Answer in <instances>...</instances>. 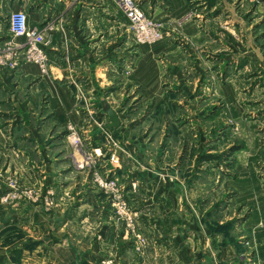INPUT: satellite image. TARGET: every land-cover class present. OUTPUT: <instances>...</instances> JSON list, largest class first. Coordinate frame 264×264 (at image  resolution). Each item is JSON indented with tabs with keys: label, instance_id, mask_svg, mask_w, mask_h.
<instances>
[{
	"label": "crops",
	"instance_id": "crops-1",
	"mask_svg": "<svg viewBox=\"0 0 264 264\" xmlns=\"http://www.w3.org/2000/svg\"><path fill=\"white\" fill-rule=\"evenodd\" d=\"M142 1L143 6H147L146 9L154 17L182 22L178 29L179 43L174 41L175 32L174 36L169 34L152 47L131 48L127 41L122 43V27L118 24H121L123 14L112 0H0V41L9 35L2 33L4 13L8 17L10 12L25 8L28 24L37 26L47 34L49 32L45 30L46 22L59 17L64 20L63 29L48 34L49 39L51 38L47 46L48 76H41L34 64H23L19 79L32 78L33 83L28 88H22V80L16 83L17 78L0 75V103L2 100L6 102L2 105L11 108L13 118L18 119L23 115L24 118L31 119L30 115L40 92L49 95V105L53 104L56 109L50 120L43 125L39 126L36 119L35 123L28 124L27 138L23 135L14 138L11 145L17 146L18 140L24 145L25 141L32 142L33 139V145L29 148L38 156L44 154L43 129L50 125H59L62 120L66 121V116L70 117V113L81 112L74 110L75 104H78V96L74 93L77 83L81 85L86 98L97 97L102 100L106 94L108 98L120 100L124 95L133 93L136 82L141 81L144 86L142 97L145 100H156L152 107L153 112L161 102L172 101L180 104V101L171 99L174 96H186L194 100L218 95L233 97L234 81L239 80L237 77L241 73V80L246 82L241 88V95L250 97L256 91L258 94L261 91L257 100L264 104V73L254 76L245 74L251 65L250 59H253L248 47L238 46L236 52L228 47L225 55L220 56L215 53L217 44L212 32L207 30V24H199L197 19L187 17L189 6L186 0ZM236 24H239V30L245 29L242 33L249 41V29L243 26V20H237ZM225 28L228 33L234 32L232 25ZM186 37L196 45L198 43L199 47L206 48L205 58L190 57L191 48L184 41ZM123 45L127 46L126 56L128 54V59H132L133 63L138 61L139 56H147L144 57L145 62L137 74L127 77L126 80L121 76L119 80L117 75L121 61L118 57L121 56ZM100 49H105V52L102 57L97 58L96 52ZM238 59L245 60L243 64H239ZM175 66L178 68L176 72L173 69ZM218 66H223L220 72L216 71ZM234 66L237 74L234 73ZM167 77L169 86L165 89L163 81ZM75 80H78L77 83ZM250 92L252 93L249 94ZM242 101L244 106L245 102ZM197 102L198 100L193 102L194 108L190 109L191 112L196 111ZM108 103L112 106L110 101ZM81 107L90 109L87 105ZM112 108L116 109L113 106ZM246 110H249V105ZM259 110L264 113V106L261 108L260 105ZM74 117L75 122L80 125L81 119ZM9 125L11 124H7ZM124 126L126 127L125 124ZM183 128L184 126L180 130L185 135ZM83 132L88 133L86 130ZM4 141L0 134V145ZM0 150L8 153V156L15 153L14 148L3 150L0 147ZM17 152L28 154L19 148ZM174 154L175 148L171 146L163 154L165 159L160 161V170H164L162 174L166 177L169 176L167 171L171 174L176 172L174 163L166 161L168 156ZM126 157L125 154L120 156L123 164L115 168L117 174L120 167H124ZM164 162L168 165L167 168H164ZM150 168L152 167L145 164L137 167L138 172L133 174L139 179L126 182L130 193L127 204L135 213L131 226L126 223L124 216L119 217L114 213L110 202L95 184L88 180L87 175L83 176L84 170L70 171V177L73 178L70 183L77 185V188L71 190L74 195L63 201L56 199L48 213L43 212L42 206H39L40 213L34 220L35 238L42 241L39 249H35V252L41 251L38 253V264H79L78 259L83 264H264V214L242 221L240 233L243 238L239 236L237 242L222 243L221 235L203 226L201 214L196 212L198 199L185 195L188 190L185 182L176 180L175 176L170 181L171 177L166 181L161 177L153 179ZM125 171L129 172L130 169ZM260 222L263 225L258 227ZM10 225L12 224L8 226ZM47 236L51 238L48 247L43 240ZM139 237L145 242L141 249H137ZM248 239L256 244V250L252 246H246L245 240ZM41 247H44L46 255H43Z\"/></svg>",
	"mask_w": 264,
	"mask_h": 264
},
{
	"label": "rangeland",
	"instance_id": "rangeland-1",
	"mask_svg": "<svg viewBox=\"0 0 264 264\" xmlns=\"http://www.w3.org/2000/svg\"><path fill=\"white\" fill-rule=\"evenodd\" d=\"M186 2L189 6L187 17L197 19L199 24H207V30L214 35V42L217 44L216 54L225 55L228 47L235 52L238 46L248 47L253 59H250L251 65L245 74L250 73L254 76L257 73H264V0H186ZM113 3L123 14L122 22L118 24L122 27V43L127 41L131 48L152 47L162 42L167 35L174 36V32V41L180 42L178 30L182 23L180 20L169 21L154 17L146 9L147 6H143L142 0H136V4L146 15L158 21L162 29V37L158 41L151 44L138 43L132 35L130 22L124 11L119 4ZM19 10L25 11V8ZM7 19V13H4L2 33L9 35L0 41V75L17 78L16 83L22 80L21 87L28 88L30 83H33L32 78L19 79L20 70L23 64L32 63L24 59L22 40L14 38L9 32ZM239 19L243 20V26L249 29V41L242 33L245 29L239 30L237 27L239 24L236 22ZM63 22V18H54L51 22L45 23V30H48L50 35L63 29ZM228 25L233 27L232 34L225 28ZM186 40L184 41L191 48L192 59L206 57V48L199 47L198 43L197 46L187 37ZM126 47L123 45L121 56L118 57L121 61L117 75L119 80L121 76L126 80L127 77L137 74L145 62L144 57L147 56V54L139 56L138 61L133 63L132 59H128V54L126 56L128 50ZM104 52L105 49H100L96 52V57H102ZM244 60L238 59V63L243 64ZM216 68V71L220 72L223 66ZM173 69L176 72L178 68L175 66ZM233 69L237 74L235 66ZM237 78L239 80L234 81L233 97L218 95L194 100L186 96H174L171 99L180 101V104L172 101L161 102L153 112L151 111L156 100L154 98L145 100L146 98L142 97L141 91L144 86L141 81L136 82L133 93L124 95L120 100L108 98L106 94L100 100L97 97L86 98L81 85L77 83L78 80H75L77 87L75 82L73 85L76 87L74 93L76 97L78 96V104H75L74 110L81 112L70 113V117L66 116V121H61L62 124L50 125L43 129L44 154L41 156L29 148L33 145V139L32 142L25 141L24 145L18 140L17 146L11 145V142L22 135L26 137V126L35 123V119L39 126L50 120L56 109L53 104L49 105V95L41 92L40 95L37 94L31 119L24 118L23 115L18 119L13 118L11 108H5L2 104L6 102L2 100L0 134L5 141L0 147L3 150L14 148L15 153L8 156V153L0 150V264H38V253L41 251L35 252V249H39L42 241L35 238L33 225L40 213L39 206H42L43 212L48 213L56 199L63 201L74 195L71 190L77 188V185L73 186L70 183L73 182L70 171L74 169L84 170L83 176L87 175L91 181L88 168L80 169L76 165V161L83 159L82 153L88 152L93 155L88 160H96L95 164L100 168L99 171L107 169L109 176L118 177L126 201L130 195L126 182L139 179L133 173L138 172L136 168L142 167L143 164L152 167L150 169L153 179L161 177L166 181L171 177L170 181L174 180L175 176L176 180L184 181L188 189L185 195L198 199L196 212L201 214L203 226L221 235L222 243L237 242L238 237H242L240 233L242 221L248 217L257 218V214H264V113L259 110L260 105L262 108L264 104L257 100L261 91L259 94L256 91L253 95L250 92V97L242 96L241 88L246 82L241 80V73ZM166 80L163 81L165 89L169 86V78ZM228 99L229 104L226 105ZM197 100L198 111L196 109L195 112H191L190 109L194 108L193 102ZM242 100L245 102L244 106ZM108 101L116 109L112 108ZM105 104H109L117 112L120 119L118 127L109 128L110 120L103 109ZM86 105L89 110L82 109L81 106ZM247 105L250 112L246 110ZM73 115L78 120L81 119L80 125L75 122ZM183 126L185 135L180 130ZM84 130L88 133L83 132ZM72 136L80 141L77 147ZM171 146L175 148V154L168 156L166 161L174 163L176 172L171 174L166 169L165 171L169 173L166 177L162 174L164 170H160V161L165 159L163 154ZM18 148L28 154L17 152ZM113 152L118 156L115 165H111L108 160ZM122 154L127 157L124 167H120L117 174L115 168L123 164L120 159ZM207 156L217 157L207 159ZM163 165L164 168L168 166L165 162ZM127 168L130 169L129 172L125 171ZM101 194L110 202L106 194L103 192ZM9 224L12 225L8 226ZM262 225L260 222L258 227ZM43 240L47 242L45 246L48 247L51 242L50 236ZM245 244L256 250V244L251 239L245 240ZM41 249L43 255H46L44 247ZM77 261L83 264L80 259Z\"/></svg>",
	"mask_w": 264,
	"mask_h": 264
},
{
	"label": "built area",
	"instance_id": "built-area-1",
	"mask_svg": "<svg viewBox=\"0 0 264 264\" xmlns=\"http://www.w3.org/2000/svg\"><path fill=\"white\" fill-rule=\"evenodd\" d=\"M112 1L119 4L124 11L130 22L132 35L138 43L151 44L162 37L160 23L149 15H146L136 4V0ZM7 22L9 32L12 36L22 40L24 59L36 65L41 74L49 73L47 46L50 43V39L48 34L40 30L37 26L29 25L27 14L22 10L10 13ZM72 137L77 147L80 141L75 136ZM116 148H118V146ZM82 156L84 157H82L83 159L81 161H76L77 167L80 169H84L85 167L88 168L91 181L99 191L106 194L110 199V205L114 209V213L119 217L124 216L129 226L133 225L135 213L129 210L126 198L121 191L118 177L109 176L107 169L99 171L100 168L95 164L96 160H88L90 156H93L91 152L82 153ZM108 160L111 165H115V163L118 162V156L113 152ZM139 241L140 243L137 249L143 248L145 244L143 238L139 237Z\"/></svg>",
	"mask_w": 264,
	"mask_h": 264
},
{
	"label": "water",
	"instance_id": "water-1",
	"mask_svg": "<svg viewBox=\"0 0 264 264\" xmlns=\"http://www.w3.org/2000/svg\"><path fill=\"white\" fill-rule=\"evenodd\" d=\"M103 109L110 120V123L108 125L109 128L118 127L120 125V119L117 112L113 110L109 104H105L103 106Z\"/></svg>",
	"mask_w": 264,
	"mask_h": 264
},
{
	"label": "trees",
	"instance_id": "trees-1",
	"mask_svg": "<svg viewBox=\"0 0 264 264\" xmlns=\"http://www.w3.org/2000/svg\"><path fill=\"white\" fill-rule=\"evenodd\" d=\"M215 157H217V156H207L206 158L210 159V158H215Z\"/></svg>",
	"mask_w": 264,
	"mask_h": 264
}]
</instances>
